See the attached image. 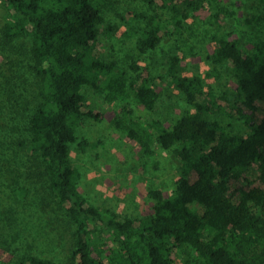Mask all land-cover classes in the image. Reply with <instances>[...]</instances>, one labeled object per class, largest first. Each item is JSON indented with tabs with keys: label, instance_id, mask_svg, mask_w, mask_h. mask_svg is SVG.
Wrapping results in <instances>:
<instances>
[{
	"label": "trees",
	"instance_id": "obj_1",
	"mask_svg": "<svg viewBox=\"0 0 264 264\" xmlns=\"http://www.w3.org/2000/svg\"><path fill=\"white\" fill-rule=\"evenodd\" d=\"M1 1L10 14L0 39L13 44L29 38V44H22L40 81L41 98L28 118L26 137L8 142L3 151L0 146V170L7 167L2 156L12 146L41 159L52 197L75 224L68 264H173V253L186 245L197 254L194 264H264V39L248 50L222 28L214 33L211 58L232 68L240 99L233 108L249 133L231 134L208 118L221 108L219 98L203 77L179 73L177 55L170 58L168 80L193 108L168 127L157 119L143 123L128 104L131 98L144 109L155 107L158 92L149 79L129 76L117 61L102 59L101 37H110L115 28L105 17L110 1ZM145 1L155 11L146 16L148 29L138 39L141 52L181 33L202 6L201 0ZM87 84L109 102H126L111 121L116 129L145 153L158 143L182 163L174 193L150 190L153 212L143 218L132 220L90 205L79 189L71 144L83 119L102 116L87 105L82 92ZM86 144L81 143L83 149ZM11 189L23 195L22 188ZM18 264L56 263L28 255Z\"/></svg>",
	"mask_w": 264,
	"mask_h": 264
},
{
	"label": "rangeland",
	"instance_id": "obj_2",
	"mask_svg": "<svg viewBox=\"0 0 264 264\" xmlns=\"http://www.w3.org/2000/svg\"><path fill=\"white\" fill-rule=\"evenodd\" d=\"M108 1L112 6L105 9L106 22L115 28L110 37H101L102 59L117 61L129 76L141 74L158 92L151 110L129 99L128 104L143 123L157 119L171 127L176 119L192 111L184 94L168 80L170 58L177 55L179 73L203 77L219 98L221 108L209 112L208 118L231 134L249 133L248 125L233 108L240 99L232 68L228 63L214 62L211 56L216 46L214 33L220 34L218 27L248 50L264 39V0H216V7L201 0L202 6L186 21L181 33L165 36L157 48L146 52H141L137 43L148 29L146 16L155 9L145 0ZM9 14L0 0V30ZM14 42L0 39L2 151L8 142L14 145L26 137L28 118L41 98L40 81L30 68L27 46L22 44H29V38ZM82 92L87 105L102 116L83 119L76 130L77 139L71 144L70 158L78 170L80 191L88 204L120 217L137 220L151 214L155 201L149 191L161 189L166 195L173 194L182 173L181 161L172 149L158 143L151 153H145L114 127L111 121L126 102H109L88 84ZM81 143H87L85 149ZM14 147L2 156L7 171L0 170V264H18L28 255L68 264L75 249V224L52 197L41 159ZM12 185L22 188L23 195L13 191ZM103 241H97L99 249L106 247ZM195 256L196 252L186 245L173 253V264H194Z\"/></svg>",
	"mask_w": 264,
	"mask_h": 264
}]
</instances>
